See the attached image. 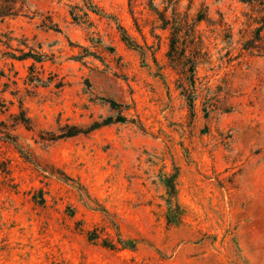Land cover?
<instances>
[{"label":"rangeland","instance_id":"obj_1","mask_svg":"<svg viewBox=\"0 0 264 264\" xmlns=\"http://www.w3.org/2000/svg\"><path fill=\"white\" fill-rule=\"evenodd\" d=\"M149 3L0 0V264H264L260 2Z\"/></svg>","mask_w":264,"mask_h":264},{"label":"trees","instance_id":"obj_2","mask_svg":"<svg viewBox=\"0 0 264 264\" xmlns=\"http://www.w3.org/2000/svg\"><path fill=\"white\" fill-rule=\"evenodd\" d=\"M153 1L154 0H150L149 7L154 12V14L156 16H158L160 22H162V24H163V29H165V28H167V23H166L165 19L162 17L161 13H159L155 9V7L153 6V4H152ZM242 1L249 4V5H253L255 2H260V6H259L260 13H261V15H263L261 24L258 22V24H260V27L254 31V33H253L254 35L251 36V38H249L247 41H244L242 43V48H243V50H246V52L256 51L258 53H264V48H263L264 36L262 34V31L264 30V20H263L264 19V1H261V0H242ZM92 8H94L93 9L94 11H92V12L98 14L97 13L98 11H95V10H97V9H95L96 7L93 6ZM0 15H2V14H0ZM73 20H75V18ZM122 40L124 42H126L128 46H134L130 43L131 41H129V37L124 36ZM170 42H171L170 43V52H169L168 56L170 58L169 60L173 61L172 59H173V53L175 51L176 43L172 40ZM18 58L19 59H17V60H23V61L32 60L34 63H43L42 56H40V55L36 56L35 54H26V55H22L21 57H18ZM14 59H15V57H14ZM190 72H191L192 76L188 77L186 79L189 81V83L191 84L192 87H195V83H196L195 74H194V71H190ZM182 74L186 76V73L183 72ZM187 99L189 101L190 108H193V99L189 100V96L187 97ZM111 108L115 109V111H118L120 107L118 105H116L114 102H112ZM20 120H21L22 124H24V125H26V127H28V124H27L28 122L26 120H24L22 117ZM116 122L117 123L122 122V119L119 117V118H117ZM87 132H88V130L87 131H83V130L71 131L68 134H65L63 137L64 138H70V137H74L78 134H83V133H87ZM4 134L5 133L0 132V140H3V142H5L7 140H12L8 137V135H4ZM12 142H14V141L12 140ZM167 186H168V194L173 195L175 186H174V182L172 179H170L169 181L167 180Z\"/></svg>","mask_w":264,"mask_h":264}]
</instances>
